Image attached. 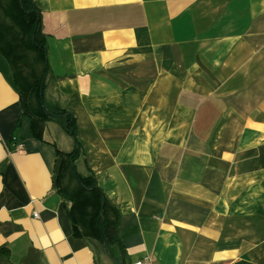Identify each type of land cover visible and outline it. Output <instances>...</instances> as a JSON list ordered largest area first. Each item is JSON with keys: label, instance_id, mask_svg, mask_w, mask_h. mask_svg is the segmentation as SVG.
I'll return each mask as SVG.
<instances>
[{"label": "crops", "instance_id": "1", "mask_svg": "<svg viewBox=\"0 0 264 264\" xmlns=\"http://www.w3.org/2000/svg\"><path fill=\"white\" fill-rule=\"evenodd\" d=\"M34 1L44 106L72 109L124 250L73 234V140L22 114L0 51V264H264V0Z\"/></svg>", "mask_w": 264, "mask_h": 264}, {"label": "trees", "instance_id": "2", "mask_svg": "<svg viewBox=\"0 0 264 264\" xmlns=\"http://www.w3.org/2000/svg\"><path fill=\"white\" fill-rule=\"evenodd\" d=\"M0 13L9 23V33L11 28L17 32L16 39L20 40L26 50L35 53V61L39 64L38 77L33 70L27 75L21 64L24 57H18V54L11 57L12 54H7L0 47L1 53L9 60L14 82L19 90L22 114L31 118V124L34 121L44 122L51 118H60L63 131L73 140L71 151L55 150L60 158L55 183L59 195L70 203L67 214L73 234L93 238L104 246L118 244L123 251L118 235L121 216L119 209L106 197L94 176L82 177L77 173L75 160L80 155L81 144L77 138V124L72 109L64 107L53 112L44 106L41 86L50 68L47 35L42 31L40 8L34 0H0ZM0 35L3 34L0 32ZM12 49L13 46L9 50Z\"/></svg>", "mask_w": 264, "mask_h": 264}, {"label": "rangeland", "instance_id": "3", "mask_svg": "<svg viewBox=\"0 0 264 264\" xmlns=\"http://www.w3.org/2000/svg\"><path fill=\"white\" fill-rule=\"evenodd\" d=\"M1 15V13H0ZM2 17V15H1ZM6 21V20H5ZM9 25V23H7ZM5 25L4 31H3V38L0 37V47L4 49V51L7 54H12L11 57L16 56L18 54V57H24L23 61L21 62L22 66H24L25 71L27 72V75L33 70L34 75L38 77L39 75V64L35 61V53L30 50H26L22 45L20 40H17L18 34L16 35V31L14 29L9 33V30H7V26ZM10 43H12L10 45ZM13 46V49L10 51L9 49ZM31 67V69H29ZM12 71V70H11ZM13 73V72H12ZM43 87V86H42Z\"/></svg>", "mask_w": 264, "mask_h": 264}, {"label": "built area", "instance_id": "4", "mask_svg": "<svg viewBox=\"0 0 264 264\" xmlns=\"http://www.w3.org/2000/svg\"><path fill=\"white\" fill-rule=\"evenodd\" d=\"M19 146H22V144H20ZM33 216L37 217V213L34 212ZM131 264H154V262L150 256H145L144 258L137 260V261H134Z\"/></svg>", "mask_w": 264, "mask_h": 264}, {"label": "water", "instance_id": "5", "mask_svg": "<svg viewBox=\"0 0 264 264\" xmlns=\"http://www.w3.org/2000/svg\"><path fill=\"white\" fill-rule=\"evenodd\" d=\"M43 92V87L41 86V93Z\"/></svg>", "mask_w": 264, "mask_h": 264}]
</instances>
